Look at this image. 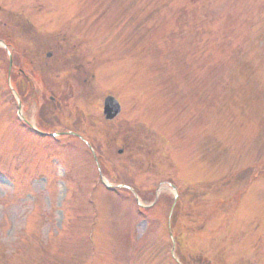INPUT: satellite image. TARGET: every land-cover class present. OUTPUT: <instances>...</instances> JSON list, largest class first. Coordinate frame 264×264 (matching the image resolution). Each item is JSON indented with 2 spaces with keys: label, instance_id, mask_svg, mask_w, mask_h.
<instances>
[{
  "label": "rangeland",
  "instance_id": "1",
  "mask_svg": "<svg viewBox=\"0 0 264 264\" xmlns=\"http://www.w3.org/2000/svg\"><path fill=\"white\" fill-rule=\"evenodd\" d=\"M20 21L73 38L80 79L22 100L1 51L0 264H175L172 238L183 264H264V0H0V29ZM16 97L40 129L90 139L137 200L98 187L77 139L24 130Z\"/></svg>",
  "mask_w": 264,
  "mask_h": 264
},
{
  "label": "flooded vegetation",
  "instance_id": "2",
  "mask_svg": "<svg viewBox=\"0 0 264 264\" xmlns=\"http://www.w3.org/2000/svg\"><path fill=\"white\" fill-rule=\"evenodd\" d=\"M26 22L20 21L16 25L10 23L6 31L0 29V52L2 51L6 57L7 67L5 81L16 87L22 95V100L25 98V94L22 93L24 84L29 91L32 83H44V78L48 75L58 77L65 82L70 80L72 85L76 84L80 78L79 75L71 72V69L77 70L76 46L72 42L73 38L62 42L60 30L56 31L52 28L55 31L47 32L45 27H32ZM2 52L0 56L3 55ZM90 72L91 69L84 70L80 75L85 78L84 83H87ZM93 78L91 74V79ZM69 85L71 87V82L67 84V88ZM67 96L59 94L57 97L65 100Z\"/></svg>",
  "mask_w": 264,
  "mask_h": 264
},
{
  "label": "water",
  "instance_id": "3",
  "mask_svg": "<svg viewBox=\"0 0 264 264\" xmlns=\"http://www.w3.org/2000/svg\"><path fill=\"white\" fill-rule=\"evenodd\" d=\"M118 113L117 103L110 97L106 98L103 106V114L106 120H112Z\"/></svg>",
  "mask_w": 264,
  "mask_h": 264
},
{
  "label": "trees",
  "instance_id": "4",
  "mask_svg": "<svg viewBox=\"0 0 264 264\" xmlns=\"http://www.w3.org/2000/svg\"><path fill=\"white\" fill-rule=\"evenodd\" d=\"M135 208L137 209V205H135Z\"/></svg>",
  "mask_w": 264,
  "mask_h": 264
}]
</instances>
